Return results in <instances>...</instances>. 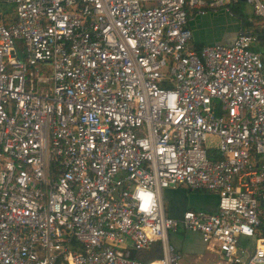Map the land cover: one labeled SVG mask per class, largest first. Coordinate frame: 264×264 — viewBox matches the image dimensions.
Masks as SVG:
<instances>
[{
	"label": "built area",
	"instance_id": "built-area-1",
	"mask_svg": "<svg viewBox=\"0 0 264 264\" xmlns=\"http://www.w3.org/2000/svg\"><path fill=\"white\" fill-rule=\"evenodd\" d=\"M236 1L0 0V264H182L178 231L264 264V55L239 27L189 46ZM177 186L215 210L167 215Z\"/></svg>",
	"mask_w": 264,
	"mask_h": 264
},
{
	"label": "crops",
	"instance_id": "crops-1",
	"mask_svg": "<svg viewBox=\"0 0 264 264\" xmlns=\"http://www.w3.org/2000/svg\"><path fill=\"white\" fill-rule=\"evenodd\" d=\"M218 11L220 10L189 18L187 22V27L191 32L189 42L200 47L223 41V44H229L232 41L238 27L235 29L233 35L223 38L224 32L220 29L222 26L217 22ZM162 201L165 213L175 218H178L186 208L214 211L216 207V197L214 194L190 190L184 186L163 189ZM169 241L177 249L180 256L197 255L196 258L201 259L202 264H208L213 261V257L209 260L203 256L207 252L204 250L203 243L198 234L178 231L169 235Z\"/></svg>",
	"mask_w": 264,
	"mask_h": 264
},
{
	"label": "rangeland",
	"instance_id": "rangeland-1",
	"mask_svg": "<svg viewBox=\"0 0 264 264\" xmlns=\"http://www.w3.org/2000/svg\"><path fill=\"white\" fill-rule=\"evenodd\" d=\"M2 7L8 8V6L6 5V3L1 4ZM2 9H0L1 11ZM239 11L240 14L243 18H245L246 16H250L251 15V6L245 2H239ZM218 23L220 26H222L220 29L224 32L223 33V38L225 37H230L231 35L234 34L235 29L237 28V19L234 16L228 15V13L223 12L222 9H220V11H218ZM221 38V39H223ZM220 43H224L220 42ZM226 43V42H225ZM16 53L19 56V50L18 48H16ZM212 145H215L214 143ZM204 257L208 258L209 260L212 258V256L208 253H205L203 255ZM197 255H181L180 256V261L182 264H202V260L201 259H197L196 258Z\"/></svg>",
	"mask_w": 264,
	"mask_h": 264
},
{
	"label": "trees",
	"instance_id": "trees-1",
	"mask_svg": "<svg viewBox=\"0 0 264 264\" xmlns=\"http://www.w3.org/2000/svg\"><path fill=\"white\" fill-rule=\"evenodd\" d=\"M227 7L229 11L228 15L234 16L237 19V27L241 28L243 31H248L256 34L259 43V47L257 48V50H259L264 55V29L259 24V18L253 16L252 14L248 17L246 16L245 18H243L239 11V1L228 4ZM189 46L191 49L195 50H198L200 48L198 47V45L192 44V42H189Z\"/></svg>",
	"mask_w": 264,
	"mask_h": 264
},
{
	"label": "clouds",
	"instance_id": "clouds-1",
	"mask_svg": "<svg viewBox=\"0 0 264 264\" xmlns=\"http://www.w3.org/2000/svg\"><path fill=\"white\" fill-rule=\"evenodd\" d=\"M138 199L141 202V208L143 211L149 210V204L152 200V195L150 193L140 191L138 194Z\"/></svg>",
	"mask_w": 264,
	"mask_h": 264
},
{
	"label": "water",
	"instance_id": "water-1",
	"mask_svg": "<svg viewBox=\"0 0 264 264\" xmlns=\"http://www.w3.org/2000/svg\"><path fill=\"white\" fill-rule=\"evenodd\" d=\"M239 2H244V0H238ZM176 249V248H175ZM177 250V249H176Z\"/></svg>",
	"mask_w": 264,
	"mask_h": 264
}]
</instances>
